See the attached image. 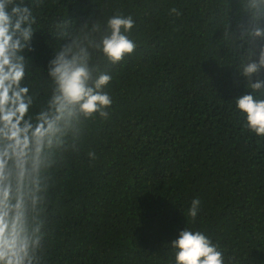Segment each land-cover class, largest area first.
Instances as JSON below:
<instances>
[{
	"label": "trees",
	"instance_id": "1",
	"mask_svg": "<svg viewBox=\"0 0 264 264\" xmlns=\"http://www.w3.org/2000/svg\"><path fill=\"white\" fill-rule=\"evenodd\" d=\"M16 3L34 18L20 53L26 118L48 108L49 62L67 47L87 49L93 80L112 76L107 117L74 118L28 184L31 264H175L169 243L185 226L218 244L224 264H264V137L235 107L250 92L264 99L250 87L264 67L244 74L264 52V0ZM121 14L137 47L113 64L97 45Z\"/></svg>",
	"mask_w": 264,
	"mask_h": 264
},
{
	"label": "clouds",
	"instance_id": "2",
	"mask_svg": "<svg viewBox=\"0 0 264 264\" xmlns=\"http://www.w3.org/2000/svg\"><path fill=\"white\" fill-rule=\"evenodd\" d=\"M172 13L177 9L173 7ZM34 23L31 10L16 0H0V264H31V251L39 237L29 231V202H35L28 184L41 163L46 146L60 135L64 127L80 114L91 116L105 109L113 101L103 91L112 76L101 73L93 80L88 66L89 53L67 47L49 62L48 74L54 87L48 108L37 114L35 122L27 117L32 98L22 86L25 77L24 57L20 55L32 39ZM135 20L131 15H115L107 22L110 30L100 44L102 53L113 64L131 55L137 45L130 38ZM255 35L262 32L256 29ZM264 67V52L259 61L248 64L244 74L251 76ZM253 91L264 88V81L250 85ZM236 110L245 117V126L256 136L264 137V99L247 93L235 99ZM95 159V154H89ZM201 201H191L187 215L195 222ZM170 246L175 264H224L218 244L204 233L184 227Z\"/></svg>",
	"mask_w": 264,
	"mask_h": 264
}]
</instances>
